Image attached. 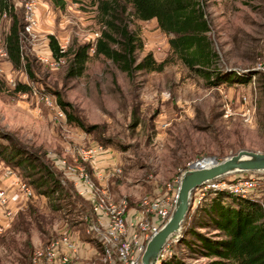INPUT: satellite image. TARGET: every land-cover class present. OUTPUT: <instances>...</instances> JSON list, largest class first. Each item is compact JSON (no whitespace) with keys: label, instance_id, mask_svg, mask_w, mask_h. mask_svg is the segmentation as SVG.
Segmentation results:
<instances>
[{"label":"rangeland","instance_id":"rangeland-1","mask_svg":"<svg viewBox=\"0 0 264 264\" xmlns=\"http://www.w3.org/2000/svg\"><path fill=\"white\" fill-rule=\"evenodd\" d=\"M10 1L22 25L23 63L17 68L4 54L13 24L5 16L0 20V150L7 154H0V190L9 192L11 202L0 208V264H30L37 248L65 233L90 241L86 232V220L92 217L90 203L76 193L71 176L59 165L62 160L92 172L91 165L79 157L82 149H105L95 166L107 174L114 168L122 173L97 183L130 207H138L145 197L177 193L176 181L188 163L221 162L242 150L264 153L262 71L248 83L213 85L214 79L191 70L172 53L173 37L162 32L156 20H135L129 7L124 17L143 45L136 53L138 62L148 54L157 62H167L162 72L140 71L129 77L113 61L95 56L92 46L105 30L99 0H63V8L51 0H36L38 23L31 32L26 31V4L31 0ZM204 1L209 36L218 54L214 68L227 74L256 69L264 57V0ZM50 36L68 54L90 46L82 76L68 75L72 54L58 62L54 59ZM20 84L29 91L19 92ZM60 99L66 109L59 105ZM245 112L250 122L244 120ZM67 114L80 118L86 128L70 123ZM14 150L34 155L51 168L62 182L60 197L49 198L35 189L30 169L12 162L10 152ZM37 172L35 178L43 174ZM250 175L231 174L219 180L237 183ZM24 184L33 188L34 198L22 192ZM213 196L208 193L201 204L194 205L179 238L169 242L165 259L215 264L216 259L187 245L198 244L187 233L192 225L208 237H222L214 228L198 225L207 221L202 208ZM248 198L264 204V187ZM7 213L12 217H6Z\"/></svg>","mask_w":264,"mask_h":264},{"label":"trees","instance_id":"trees-1","mask_svg":"<svg viewBox=\"0 0 264 264\" xmlns=\"http://www.w3.org/2000/svg\"><path fill=\"white\" fill-rule=\"evenodd\" d=\"M55 6L63 8V0H51ZM131 7L132 17L139 21L156 20L159 29L172 36L170 41L172 53L191 70L201 72L210 79L213 85L223 82H251L257 75L252 71L247 73L232 72L228 74L214 68L218 54L213 48L209 36L211 25L205 11L204 0H99L98 8L102 14L105 26L101 37L95 46V56L105 57L113 61L129 77L140 71L162 72L167 62H157L152 54H148L138 62L136 53L143 45L139 38L130 31L129 22L124 14ZM10 17L13 24L5 40V47L9 61L20 67L23 63L22 45L20 39V19L15 13L10 0H0V20ZM89 45L78 49L62 52L58 40L50 36V50L57 60L72 54L73 59L69 68V77L82 76L86 63L90 59ZM215 69V70H214ZM19 92L29 91V87L20 84ZM59 105L66 109V104L60 99ZM68 121L81 129H85L83 121L71 114H67ZM6 152L0 150V154ZM12 162L30 169L31 184L35 189L49 198L60 197L59 188L62 182L53 175L51 168L44 166L40 158L21 150L10 152ZM43 171L41 176H36ZM188 169H184L182 173ZM179 174V177L181 174ZM192 206L189 214L192 212ZM207 221L198 224L200 227H212L222 234L215 239L197 231L195 225L190 226L188 234L198 240V244L189 248L207 258L216 259L215 264H264V204L254 198H241L226 193H216L202 208ZM189 214L186 221L189 218ZM184 227V225H183ZM184 243H186L183 240ZM32 249V248H30ZM32 258V257H31ZM30 258V260H31ZM29 260V262H30ZM160 264H185L179 258H167Z\"/></svg>","mask_w":264,"mask_h":264},{"label":"built area","instance_id":"built-area-1","mask_svg":"<svg viewBox=\"0 0 264 264\" xmlns=\"http://www.w3.org/2000/svg\"><path fill=\"white\" fill-rule=\"evenodd\" d=\"M35 1L31 0L26 4L28 21L26 31L28 32L33 31L38 23L34 11ZM96 43L92 48L95 49ZM60 47L62 52H66L61 45ZM4 54L8 56L6 47ZM54 59L58 62L63 58L57 60L54 57ZM259 71L264 74V57L252 72ZM226 110L229 112L230 106ZM60 115H63L62 112ZM229 116L230 114L227 115ZM243 118L250 122V116L246 112ZM104 153L105 149L102 146L80 150L81 161L83 164H90L92 172L87 171L84 166L73 167L68 166L66 161L59 162V165H62L66 173L71 176L69 180L74 185L76 193L90 203L92 217L86 220V232L90 236V241H82L77 234L71 232L65 233L49 241L44 247L37 248L30 264H95L97 261L100 264H142L148 242L160 231L173 213L177 193L172 196L165 193L157 197H145L138 207H130L126 200L116 201L101 183H97L106 177H114L122 173L121 169L117 168L108 174L104 170H98L99 168L95 166L97 158ZM204 164L205 161L188 163L183 170H191L196 165ZM179 183L180 178L176 181V184L179 185ZM260 187H264V173H251L248 179L237 183L216 180L194 191L193 205L201 204L208 193H226L248 198ZM168 189L171 190V186H168ZM22 192L27 198H34L35 192L28 185H23ZM10 202L9 192L0 190V208L8 207ZM5 216L12 217L11 213ZM169 247L168 243L162 252L159 264L165 260L166 249Z\"/></svg>","mask_w":264,"mask_h":264},{"label":"water","instance_id":"water-1","mask_svg":"<svg viewBox=\"0 0 264 264\" xmlns=\"http://www.w3.org/2000/svg\"><path fill=\"white\" fill-rule=\"evenodd\" d=\"M264 173V153L242 150L224 161H205L180 177L175 208L169 220L148 242L142 264H159L162 252L175 237L183 231V225L193 206V194L210 182L231 174Z\"/></svg>","mask_w":264,"mask_h":264}]
</instances>
